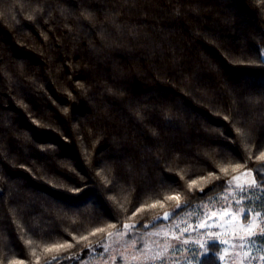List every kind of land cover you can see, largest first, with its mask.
<instances>
[{
    "label": "trees",
    "instance_id": "obj_1",
    "mask_svg": "<svg viewBox=\"0 0 264 264\" xmlns=\"http://www.w3.org/2000/svg\"><path fill=\"white\" fill-rule=\"evenodd\" d=\"M261 50L264 0H0V264H80L259 181Z\"/></svg>",
    "mask_w": 264,
    "mask_h": 264
},
{
    "label": "rangeland",
    "instance_id": "obj_2",
    "mask_svg": "<svg viewBox=\"0 0 264 264\" xmlns=\"http://www.w3.org/2000/svg\"><path fill=\"white\" fill-rule=\"evenodd\" d=\"M258 170L264 173V165ZM247 171L249 170L234 175L240 179L233 181L231 187H227L213 198L187 208L171 222L144 230L136 228L134 224H127L134 227H122L111 233V236L108 235L104 241L92 245L88 258L80 264H199L204 250L199 247L197 241L207 242L213 238L228 241L219 253L224 257L222 264H264V261L257 259L264 256V238L261 236L253 237L248 248L231 246L240 243L234 238V226L246 225L256 217V232H259V227H264V188H245L242 194L236 187V184L247 185L251 182L252 177L242 175ZM252 172L255 175L254 171ZM237 201L239 203H236ZM225 208L227 212L224 211ZM240 208L248 212L243 220L240 219ZM213 213L216 215L213 216ZM257 213L260 215L257 216ZM229 219L231 222L228 226L221 228L220 225ZM213 220L215 223H211ZM199 223L211 226L207 231L197 229L195 226ZM186 227L187 233L183 231ZM184 240H188V243L184 244ZM245 251L249 252V257L241 261L237 254L242 256Z\"/></svg>",
    "mask_w": 264,
    "mask_h": 264
},
{
    "label": "snow or ice",
    "instance_id": "obj_3",
    "mask_svg": "<svg viewBox=\"0 0 264 264\" xmlns=\"http://www.w3.org/2000/svg\"><path fill=\"white\" fill-rule=\"evenodd\" d=\"M259 62L261 64H264V50L260 51ZM257 159L264 160V152H262L260 154V156L257 157ZM241 167H242V165H240V164H237L235 166V168H241ZM221 171L227 173L228 169L227 168H222ZM242 175H244L246 177H252L251 182L248 183L247 185L236 184V187L240 190V192L242 194L244 193L245 188H247L248 190H252V189H255V188H257V187H259L261 185H264V173H259V175H260V180L259 181H257V179L255 178V175L253 174V172L251 170L243 173ZM239 179H240V177L233 176L231 180L226 182V187H231L232 184H233V181H238ZM77 191H79V189H77ZM201 191H203V190L201 189ZM236 203H239V201H237ZM181 207L182 206L180 204L177 205V209H180ZM224 211L227 212V208H225ZM239 213L241 214L240 215V219L241 220H243L248 215V212L244 208H240L239 209ZM175 214H176L175 212H173V213H165L163 219H165V220L169 219L170 216L175 215ZM215 215L216 214L213 213V216H215ZM256 215L259 216L260 213H257ZM230 222H231V219L226 220L222 225H220V227L221 228H226ZM211 223H215V221L213 220ZM210 226H211V224L199 223V224H196L195 227L197 229H201L202 228L205 231H207V229ZM124 227L126 229H128V228L134 227V226L125 224ZM257 227H258V225L256 223V217H253L246 225L245 224H240L238 227L234 226V229H235L234 238L238 239L240 241V243L238 245L237 244H233L231 246L232 247H239L241 249H244V248L250 247L253 237L259 235L262 238H264V227H259V232L258 233L256 232ZM96 231H101V229H97ZM183 231L185 233H187L188 232V227L183 229ZM111 235L112 234L109 233V236H111ZM216 235L218 236L219 233H217ZM183 243L187 244L188 240H184ZM197 243L199 244V247L204 250L203 253H202V256H201V264H202V262H203V260L205 258L216 255V253L210 251L211 248H213V247H218L219 248V247H222L224 245H227L228 241L220 240V239H217V238H213V239L208 240L207 242H199V241H197ZM60 247H63V246L61 245ZM224 250L227 251V248H225ZM237 255L240 257L241 261H243L244 259L249 257V252H247V251L243 252L242 256L239 253ZM257 259H259L261 261H264V256H260ZM223 260H224V257L223 256H219V258L217 260V264H220V262L223 261ZM48 264H59V257L58 256L52 257V259L48 262Z\"/></svg>",
    "mask_w": 264,
    "mask_h": 264
}]
</instances>
